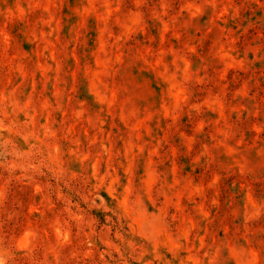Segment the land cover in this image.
I'll return each mask as SVG.
<instances>
[{
    "label": "rangeland",
    "instance_id": "374dc122",
    "mask_svg": "<svg viewBox=\"0 0 264 264\" xmlns=\"http://www.w3.org/2000/svg\"><path fill=\"white\" fill-rule=\"evenodd\" d=\"M0 264H264V0H0Z\"/></svg>",
    "mask_w": 264,
    "mask_h": 264
}]
</instances>
